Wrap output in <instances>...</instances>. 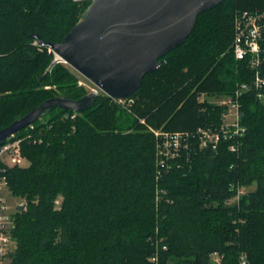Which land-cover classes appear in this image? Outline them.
<instances>
[{
	"label": "trees",
	"instance_id": "obj_1",
	"mask_svg": "<svg viewBox=\"0 0 264 264\" xmlns=\"http://www.w3.org/2000/svg\"><path fill=\"white\" fill-rule=\"evenodd\" d=\"M89 4L0 0V130L46 100L88 94L42 41H63ZM245 10L264 11V0H225L199 15L125 102L100 94L86 111L57 108L18 133L29 165L12 168L9 184L27 204L8 264H215L213 253L223 264L242 254L264 264V104L256 89L240 100L246 133L236 153L227 143L185 152L158 179L151 131L219 126L224 107L213 98L254 85L256 70L233 52L235 16ZM236 186L249 192L231 203Z\"/></svg>",
	"mask_w": 264,
	"mask_h": 264
},
{
	"label": "water",
	"instance_id": "obj_2",
	"mask_svg": "<svg viewBox=\"0 0 264 264\" xmlns=\"http://www.w3.org/2000/svg\"><path fill=\"white\" fill-rule=\"evenodd\" d=\"M223 1L91 0L63 41L42 44L50 47L56 61L69 65L111 99L123 101L139 91L145 75L155 72L186 41L198 16ZM94 99L90 93L79 100L64 96L46 100L0 130V145L57 108L83 112L94 105Z\"/></svg>",
	"mask_w": 264,
	"mask_h": 264
},
{
	"label": "built area",
	"instance_id": "obj_3",
	"mask_svg": "<svg viewBox=\"0 0 264 264\" xmlns=\"http://www.w3.org/2000/svg\"><path fill=\"white\" fill-rule=\"evenodd\" d=\"M263 43L264 11L245 10L237 12L233 52L238 60L249 59L250 66L256 70L254 85L245 83L236 90L234 95L213 101L224 107L221 115L222 121L219 126L199 128L196 133L151 129L155 134L157 143L158 179L164 173L166 174L173 167L172 163L181 158L185 152L189 158V155L198 149L212 148L216 150L222 143L228 144V150L231 153L240 150L241 139L246 133V128L241 124V97L246 91L254 88L258 93V99L264 104ZM91 85L93 87L91 86L90 93L95 96L104 94L99 87L92 83ZM126 100L118 102H125ZM75 116L76 114H73L72 118ZM68 117V114L65 115V118ZM26 138L18 137V134H15L0 145V264H8L10 254L17 247L14 239L16 216L20 211V207L24 205L13 206L10 203L9 199L12 191L9 184V171L14 167L24 168L28 166L29 162L22 149L23 141ZM34 143H37V141L35 140ZM248 192V189L236 186V196L231 200V203L238 202ZM211 258L215 264H223V256L219 253H213ZM152 261H157V255L152 257ZM238 264H248L247 255L242 254Z\"/></svg>",
	"mask_w": 264,
	"mask_h": 264
},
{
	"label": "rangeland",
	"instance_id": "obj_4",
	"mask_svg": "<svg viewBox=\"0 0 264 264\" xmlns=\"http://www.w3.org/2000/svg\"><path fill=\"white\" fill-rule=\"evenodd\" d=\"M84 1H86V2H90V3H91V0H84ZM83 13H84V12H83ZM81 16H82V15H81ZM80 18H81V17H80ZM54 55H55V54H54ZM54 62H57V63H63L64 65L68 66L69 69H70V71L76 76L79 85H81L84 89H86V90L88 91V94L90 93L91 88H92L93 86L91 85V83L89 82V80H87L85 77H83L81 74H79L76 70H74L73 68H71V67H70L69 65H67L66 63H64V62H62V61H60V60H57V61H56V56H55V60H54ZM91 86H92V87H91ZM88 94H87V95H88ZM205 98H207V97H205V96L202 97L203 100H204ZM210 99H211V98H210ZM217 100H218V98H213L212 101H217ZM28 165H29V164H28ZM250 190H255V186H252V187L250 188ZM9 200H10V203H11L13 206H16V205H17V206H18V205H24V206L26 207V204H27V202H26L25 199L15 197L13 194H11V197H10ZM61 202H62V198H59V199H58V202H57V207L60 206Z\"/></svg>",
	"mask_w": 264,
	"mask_h": 264
}]
</instances>
